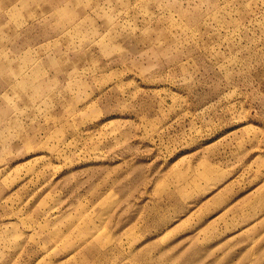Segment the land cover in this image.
<instances>
[{"label":"rangeland","instance_id":"obj_1","mask_svg":"<svg viewBox=\"0 0 264 264\" xmlns=\"http://www.w3.org/2000/svg\"><path fill=\"white\" fill-rule=\"evenodd\" d=\"M0 264H264V0H0Z\"/></svg>","mask_w":264,"mask_h":264}]
</instances>
